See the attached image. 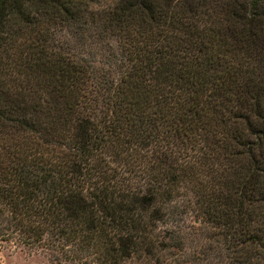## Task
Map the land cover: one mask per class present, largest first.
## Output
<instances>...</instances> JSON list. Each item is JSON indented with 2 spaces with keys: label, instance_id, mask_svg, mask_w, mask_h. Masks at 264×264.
Wrapping results in <instances>:
<instances>
[{
  "label": "trees",
  "instance_id": "1",
  "mask_svg": "<svg viewBox=\"0 0 264 264\" xmlns=\"http://www.w3.org/2000/svg\"><path fill=\"white\" fill-rule=\"evenodd\" d=\"M261 44L264 0H0V238L264 264Z\"/></svg>",
  "mask_w": 264,
  "mask_h": 264
},
{
  "label": "rangeland",
  "instance_id": "2",
  "mask_svg": "<svg viewBox=\"0 0 264 264\" xmlns=\"http://www.w3.org/2000/svg\"><path fill=\"white\" fill-rule=\"evenodd\" d=\"M105 0H102V2ZM108 1V0H107ZM257 51L264 52V44H261ZM196 212L188 210L184 214L185 223L183 225L193 223ZM187 244L190 243L186 240ZM200 242L197 245V255L201 259L204 257L206 247L211 244V240L207 237L200 235ZM207 261L201 260V264H206ZM0 264H53L48 256L40 251L20 243L18 240L7 241L0 238Z\"/></svg>",
  "mask_w": 264,
  "mask_h": 264
}]
</instances>
